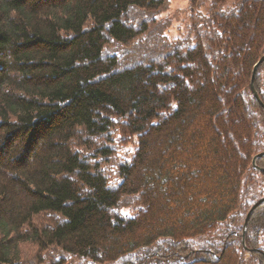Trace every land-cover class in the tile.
Listing matches in <instances>:
<instances>
[{
    "label": "trees",
    "instance_id": "16d2710c",
    "mask_svg": "<svg viewBox=\"0 0 264 264\" xmlns=\"http://www.w3.org/2000/svg\"><path fill=\"white\" fill-rule=\"evenodd\" d=\"M187 2L0 0V264H264V0Z\"/></svg>",
    "mask_w": 264,
    "mask_h": 264
},
{
    "label": "rangeland",
    "instance_id": "374dc122",
    "mask_svg": "<svg viewBox=\"0 0 264 264\" xmlns=\"http://www.w3.org/2000/svg\"><path fill=\"white\" fill-rule=\"evenodd\" d=\"M187 9H188V2L187 0H169V3H168V8L165 12H163L160 16L161 18H165V19H169L171 21V26L170 28L167 30L166 32V36L169 38V39H175L177 38L178 36H180V34L182 32H184V27H185V24H184V20H185V17L187 15ZM202 13H205V10L202 9L201 10ZM261 101V100H260ZM259 104V103H258ZM260 105V104H259ZM262 154V153H261ZM259 155V154H258ZM257 155V156H258ZM256 157V156H255ZM254 159V158H253ZM258 160V159H257ZM256 160V161H257ZM256 161H255V168L259 171L262 172V170L264 169H259L258 167H256ZM253 163V162H252ZM254 165V164H253ZM264 173V172H263ZM256 204V203H255ZM254 204V205H255ZM251 210V209H250ZM254 212V211H253ZM252 212V213H253ZM249 213V212H248ZM248 215V214H247ZM247 218V216H246ZM250 218V216H249ZM249 218L247 220H245V224H244V228H243V231L245 230L244 232V237H243V233H242V237L244 238V242H245V236H246V225H247V222L249 220ZM242 231V232H243ZM243 244V243H242ZM245 246V244L243 245Z\"/></svg>",
    "mask_w": 264,
    "mask_h": 264
},
{
    "label": "water",
    "instance_id": "95a60500",
    "mask_svg": "<svg viewBox=\"0 0 264 264\" xmlns=\"http://www.w3.org/2000/svg\"><path fill=\"white\" fill-rule=\"evenodd\" d=\"M264 62V56L255 64L254 68H253V72H252V79H251V90H252V94L253 96L255 97V99L257 100V102L260 104V106H262L264 108V105L262 104V102L260 101L259 97H258V94L257 92L255 91L254 87H253V79H254V76H255V73L257 71V69L260 67V65ZM261 157H264V153L262 154H259L258 156H256L254 159H253V164L255 166V161ZM262 172H264V170H262ZM264 203V198L259 200L252 208L251 210L249 211L248 215H247V218L246 220L249 218V216L252 214V212L261 204ZM244 232L245 230L243 231V237H244ZM242 237V243L243 245L245 244L244 242V238Z\"/></svg>",
    "mask_w": 264,
    "mask_h": 264
}]
</instances>
